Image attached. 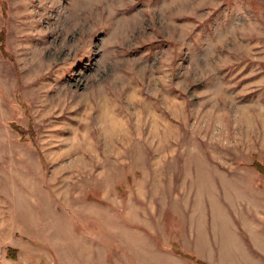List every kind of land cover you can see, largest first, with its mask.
Segmentation results:
<instances>
[{
    "label": "rangeland",
    "instance_id": "rangeland-1",
    "mask_svg": "<svg viewBox=\"0 0 264 264\" xmlns=\"http://www.w3.org/2000/svg\"><path fill=\"white\" fill-rule=\"evenodd\" d=\"M259 244L264 0H0V264Z\"/></svg>",
    "mask_w": 264,
    "mask_h": 264
},
{
    "label": "crops",
    "instance_id": "crops-1",
    "mask_svg": "<svg viewBox=\"0 0 264 264\" xmlns=\"http://www.w3.org/2000/svg\"><path fill=\"white\" fill-rule=\"evenodd\" d=\"M228 217V220H229V215L227 216ZM185 228V227H184ZM191 236L193 235V230L192 229H190L189 228V231H187ZM204 237V236H203ZM205 237H207V234L205 233ZM204 237V238H205ZM194 239V238H193ZM185 240V238L184 239H180V242H181V244L185 247V248H193L194 250H196V251H198V250H200V247H202L201 245H199L197 242H196V239L193 241V243L192 242H190V244H189V246L190 247H186V245H184V241ZM149 242V241H148ZM149 244L150 243H147V245L149 246ZM263 246V244H259L258 245V250L260 251V248ZM262 254H264V251H260Z\"/></svg>",
    "mask_w": 264,
    "mask_h": 264
},
{
    "label": "trees",
    "instance_id": "trees-1",
    "mask_svg": "<svg viewBox=\"0 0 264 264\" xmlns=\"http://www.w3.org/2000/svg\"><path fill=\"white\" fill-rule=\"evenodd\" d=\"M185 257H190V256H185ZM191 259L194 260L197 264H205V263L199 261L198 259H196L195 257H192Z\"/></svg>",
    "mask_w": 264,
    "mask_h": 264
}]
</instances>
